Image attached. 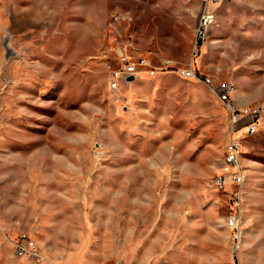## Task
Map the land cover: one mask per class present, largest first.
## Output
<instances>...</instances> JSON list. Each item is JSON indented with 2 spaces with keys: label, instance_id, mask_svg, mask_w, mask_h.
I'll use <instances>...</instances> for the list:
<instances>
[{
  "label": "rangeland",
  "instance_id": "obj_1",
  "mask_svg": "<svg viewBox=\"0 0 264 264\" xmlns=\"http://www.w3.org/2000/svg\"><path fill=\"white\" fill-rule=\"evenodd\" d=\"M0 0V264L35 239L53 264H264V116L241 139L239 229L212 186L230 116L173 72L110 88L117 51L192 60L240 104H264V0ZM229 193V194H228Z\"/></svg>",
  "mask_w": 264,
  "mask_h": 264
},
{
  "label": "built area",
  "instance_id": "obj_2",
  "mask_svg": "<svg viewBox=\"0 0 264 264\" xmlns=\"http://www.w3.org/2000/svg\"><path fill=\"white\" fill-rule=\"evenodd\" d=\"M202 9L195 31V48L203 47L210 38L211 30L217 22L213 6L225 0H201ZM173 72L185 79L201 78L213 87L215 95L224 103L230 116V136L223 155L221 166L215 175L212 186L218 192L227 193L232 184L235 191L229 194L233 204L232 213L228 217V227L239 229L242 222V205L245 195L246 177L240 162L241 139L237 133L242 131L247 136H254L260 130L264 116V104L242 105L235 99L236 87L227 82L216 85L212 76L201 72L192 60L183 67L172 59L164 58L160 64H154L149 58L141 54H132L123 49L117 51V65L110 71V88L121 90L128 87L134 80L144 75L156 76L159 73ZM131 78H133L131 80ZM16 255L19 258H30L37 264H53L41 252L37 242L28 233H22L13 242Z\"/></svg>",
  "mask_w": 264,
  "mask_h": 264
},
{
  "label": "crops",
  "instance_id": "obj_3",
  "mask_svg": "<svg viewBox=\"0 0 264 264\" xmlns=\"http://www.w3.org/2000/svg\"><path fill=\"white\" fill-rule=\"evenodd\" d=\"M156 76H157V75H156ZM156 76H150V77H156ZM138 79H139V78H138ZM138 79H136V80H138ZM136 80H134V81H136ZM134 81H133V82H134ZM239 104H240V103H239ZM242 105H247V104H242Z\"/></svg>",
  "mask_w": 264,
  "mask_h": 264
},
{
  "label": "trees",
  "instance_id": "obj_4",
  "mask_svg": "<svg viewBox=\"0 0 264 264\" xmlns=\"http://www.w3.org/2000/svg\"><path fill=\"white\" fill-rule=\"evenodd\" d=\"M214 6H215V5H214ZM214 6H213V7H214ZM213 7H212V8H213Z\"/></svg>",
  "mask_w": 264,
  "mask_h": 264
},
{
  "label": "water",
  "instance_id": "obj_5",
  "mask_svg": "<svg viewBox=\"0 0 264 264\" xmlns=\"http://www.w3.org/2000/svg\"><path fill=\"white\" fill-rule=\"evenodd\" d=\"M133 78H131V80H132Z\"/></svg>",
  "mask_w": 264,
  "mask_h": 264
},
{
  "label": "bare ground",
  "instance_id": "obj_6",
  "mask_svg": "<svg viewBox=\"0 0 264 264\" xmlns=\"http://www.w3.org/2000/svg\"><path fill=\"white\" fill-rule=\"evenodd\" d=\"M215 7V6H214Z\"/></svg>",
  "mask_w": 264,
  "mask_h": 264
}]
</instances>
